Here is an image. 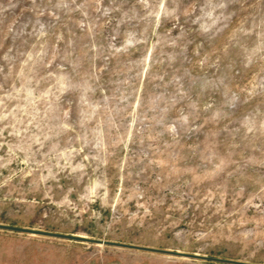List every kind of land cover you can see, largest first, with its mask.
Listing matches in <instances>:
<instances>
[{
	"label": "rangeland",
	"instance_id": "1",
	"mask_svg": "<svg viewBox=\"0 0 264 264\" xmlns=\"http://www.w3.org/2000/svg\"><path fill=\"white\" fill-rule=\"evenodd\" d=\"M0 223L264 264V0H0ZM0 264H231L0 229Z\"/></svg>",
	"mask_w": 264,
	"mask_h": 264
},
{
	"label": "water",
	"instance_id": "2",
	"mask_svg": "<svg viewBox=\"0 0 264 264\" xmlns=\"http://www.w3.org/2000/svg\"><path fill=\"white\" fill-rule=\"evenodd\" d=\"M0 229L8 230V231L25 232L29 234L41 235V236H47V237H55L59 239L91 242V243L105 244V245H111V246H116V247H121V248L138 249V250H146V251L159 252V253H165V254H171V255H179V256H184L188 258L213 260L217 262H225V263H231V264H259V263L245 262V261H240V260H232V259H227V258L213 257V256L204 255V254L182 252L179 250H171V249L156 248V247H151V246L137 245V244H132V243L118 242L114 240L89 238L85 235L61 233V232H56V231H48L44 229L24 227V226H18V225H10L6 223H0Z\"/></svg>",
	"mask_w": 264,
	"mask_h": 264
}]
</instances>
